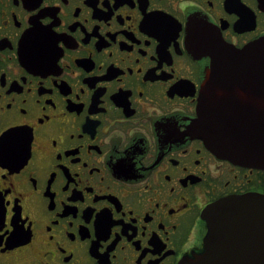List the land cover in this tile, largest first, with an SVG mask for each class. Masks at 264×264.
Instances as JSON below:
<instances>
[{"label":"flooded vegetation","instance_id":"af4514ba","mask_svg":"<svg viewBox=\"0 0 264 264\" xmlns=\"http://www.w3.org/2000/svg\"><path fill=\"white\" fill-rule=\"evenodd\" d=\"M264 0H0V264H181L264 168L195 135L221 46Z\"/></svg>","mask_w":264,"mask_h":264},{"label":"water","instance_id":"95a60500","mask_svg":"<svg viewBox=\"0 0 264 264\" xmlns=\"http://www.w3.org/2000/svg\"><path fill=\"white\" fill-rule=\"evenodd\" d=\"M212 59L193 132L218 157L264 168V37L242 49L221 46ZM204 218L203 251L181 264H264V195L225 199Z\"/></svg>","mask_w":264,"mask_h":264}]
</instances>
